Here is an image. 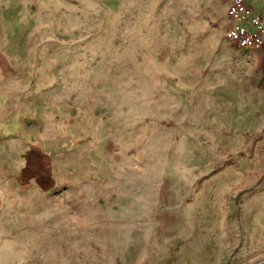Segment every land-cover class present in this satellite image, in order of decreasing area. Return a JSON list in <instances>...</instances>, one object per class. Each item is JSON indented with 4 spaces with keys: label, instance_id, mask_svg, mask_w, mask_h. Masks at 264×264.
<instances>
[{
    "label": "rangeland",
    "instance_id": "rangeland-1",
    "mask_svg": "<svg viewBox=\"0 0 264 264\" xmlns=\"http://www.w3.org/2000/svg\"><path fill=\"white\" fill-rule=\"evenodd\" d=\"M227 2L0 0V264H264V48Z\"/></svg>",
    "mask_w": 264,
    "mask_h": 264
},
{
    "label": "built area",
    "instance_id": "built-area-1",
    "mask_svg": "<svg viewBox=\"0 0 264 264\" xmlns=\"http://www.w3.org/2000/svg\"><path fill=\"white\" fill-rule=\"evenodd\" d=\"M227 9L231 21L229 39L241 48H264V11L246 0H230Z\"/></svg>",
    "mask_w": 264,
    "mask_h": 264
},
{
    "label": "crops",
    "instance_id": "crops-1",
    "mask_svg": "<svg viewBox=\"0 0 264 264\" xmlns=\"http://www.w3.org/2000/svg\"><path fill=\"white\" fill-rule=\"evenodd\" d=\"M230 0H228L227 2V7H228V3ZM256 3H258V6H260L261 10L264 11V0H254Z\"/></svg>",
    "mask_w": 264,
    "mask_h": 264
}]
</instances>
